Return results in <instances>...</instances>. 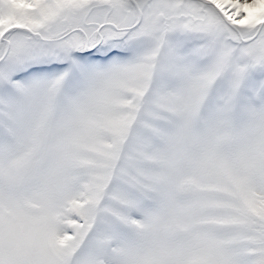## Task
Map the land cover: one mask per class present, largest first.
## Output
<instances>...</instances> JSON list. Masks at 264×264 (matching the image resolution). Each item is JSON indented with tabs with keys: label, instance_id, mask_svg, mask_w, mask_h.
Instances as JSON below:
<instances>
[{
	"label": "snow or ice",
	"instance_id": "obj_1",
	"mask_svg": "<svg viewBox=\"0 0 264 264\" xmlns=\"http://www.w3.org/2000/svg\"><path fill=\"white\" fill-rule=\"evenodd\" d=\"M0 264H264V0H0Z\"/></svg>",
	"mask_w": 264,
	"mask_h": 264
}]
</instances>
